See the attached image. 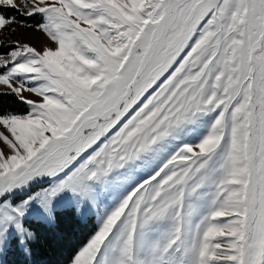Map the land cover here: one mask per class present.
Instances as JSON below:
<instances>
[{
	"label": "snow or ice",
	"instance_id": "6c2138e0",
	"mask_svg": "<svg viewBox=\"0 0 264 264\" xmlns=\"http://www.w3.org/2000/svg\"><path fill=\"white\" fill-rule=\"evenodd\" d=\"M13 11L55 46L0 52V264L60 213L92 225L68 264H264V0Z\"/></svg>",
	"mask_w": 264,
	"mask_h": 264
},
{
	"label": "trees",
	"instance_id": "16d2710c",
	"mask_svg": "<svg viewBox=\"0 0 264 264\" xmlns=\"http://www.w3.org/2000/svg\"><path fill=\"white\" fill-rule=\"evenodd\" d=\"M7 103L9 111L22 112L26 108L25 105L14 104L12 98ZM91 227L87 221L77 222L71 213H60L56 225L38 227L39 240L32 245V257L25 260L18 249L13 247L5 261L7 264H68L69 258L84 242Z\"/></svg>",
	"mask_w": 264,
	"mask_h": 264
},
{
	"label": "rangeland",
	"instance_id": "374dc122",
	"mask_svg": "<svg viewBox=\"0 0 264 264\" xmlns=\"http://www.w3.org/2000/svg\"><path fill=\"white\" fill-rule=\"evenodd\" d=\"M11 15L17 16V19L23 18L28 24H32V27H21L20 24H13L11 27L15 28V32H11L10 30H0V52H4L8 50V46L14 44L19 41L21 44L27 43L30 46L36 48L39 51H43L45 47H54V43L46 36L45 33L41 31H37L34 26V21L28 17H20L19 13L13 11L10 13ZM6 86L0 85V92L5 90ZM29 99H36L32 94L27 92L24 93ZM26 107V106H25ZM0 131L4 132V134L9 135L5 129L0 126ZM3 144V141L0 140V145ZM7 151V149H5ZM80 247V246H79ZM7 264V263H6Z\"/></svg>",
	"mask_w": 264,
	"mask_h": 264
}]
</instances>
